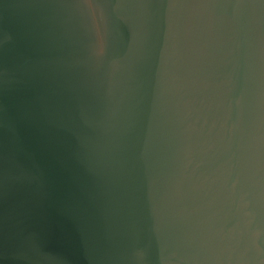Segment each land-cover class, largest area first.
<instances>
[{
	"label": "water",
	"instance_id": "obj_1",
	"mask_svg": "<svg viewBox=\"0 0 264 264\" xmlns=\"http://www.w3.org/2000/svg\"><path fill=\"white\" fill-rule=\"evenodd\" d=\"M0 264H264V0H0Z\"/></svg>",
	"mask_w": 264,
	"mask_h": 264
}]
</instances>
